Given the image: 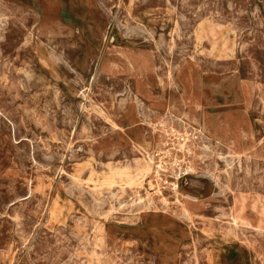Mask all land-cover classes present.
Masks as SVG:
<instances>
[{
    "label": "rangeland",
    "instance_id": "374dc122",
    "mask_svg": "<svg viewBox=\"0 0 264 264\" xmlns=\"http://www.w3.org/2000/svg\"><path fill=\"white\" fill-rule=\"evenodd\" d=\"M261 97L264 0H0V264H264Z\"/></svg>",
    "mask_w": 264,
    "mask_h": 264
},
{
    "label": "bare ground",
    "instance_id": "6f19581e",
    "mask_svg": "<svg viewBox=\"0 0 264 264\" xmlns=\"http://www.w3.org/2000/svg\"><path fill=\"white\" fill-rule=\"evenodd\" d=\"M135 27V26H134ZM140 27V26H139ZM138 27V28H139ZM145 28V27H144ZM135 29V28H134ZM145 30V29H144ZM141 32H143V31H141ZM261 100H262V103H263V106H264V98L263 97H261ZM81 107V106H80ZM141 109V108H140ZM143 113V112H142ZM145 120V119H144ZM14 121V120H13ZM198 133V132H197ZM12 134H13V132H12ZM199 135V134H198ZM197 135V136H198ZM14 136V135H13ZM61 136V135H60ZM193 138V137H192ZM235 139V138H234ZM63 140V139H62ZM184 140V139H183ZM236 140V139H235ZM64 141V140H63ZM185 141H186V139H185ZM199 142V141H198ZM235 142V141H234ZM68 143V142H67ZM70 143V142H69ZM178 143H179V146H180V148H182V150L184 149V147H185V142H179L178 141ZM187 144V143H186ZM201 144V143H200ZM232 144V143H231ZM230 144V145H231ZM68 145V144H67ZM233 145H234V143H233ZM236 145V144H235ZM31 146V145H30ZM210 147V146H209ZM229 147V146H228ZM201 148V147H200ZM208 148V147H207ZM233 148V147H232ZM31 149V148H30ZM247 149V148H246ZM204 150V149H203ZM240 150V149H239ZM243 150V149H242ZM242 150H241V152H242ZM32 152H33V150H32ZM212 152V151H211ZM231 152V151H230ZM236 152H238V151H236ZM240 152V151H239ZM243 152H245V151H243ZM167 153V152H166ZM51 154V153H50ZM31 155H33V154H31ZM45 155V154H44ZM54 155V154H53ZM149 156V158L151 159V160H154V157L153 156H151V155H148ZM55 157V156H54ZM47 158V157H46ZM49 158V157H48ZM47 158V159H48ZM51 158V157H50ZM49 158V159H50ZM160 162L162 161V157H160ZM84 161V160H83ZM50 162V161H49ZM153 162V161H152ZM77 163V162H76ZM79 165V164H78ZM158 167L159 168H161L162 167V165H161V163H159L158 164ZM89 171V170H88ZM104 171V170H103ZM207 171V170H206ZM83 172V171H82ZM113 172V171H112ZM210 172V171H209ZM100 174H102V173H100ZM93 178V177H92ZM95 178V177H94ZM73 179V178H72ZM72 181V180H71ZM73 182V181H72ZM174 186H175V183H174ZM77 187V186H76ZM104 187V186H103ZM124 187V186H123ZM176 187V186H175ZM73 188V187H72ZM81 189H82V187H81ZM77 190V189H76ZM29 191V190H28ZM114 192H116V190L114 191ZM138 192V191H137ZM29 193V192H28ZM77 193V192H76ZM107 193V192H106ZM71 194V193H70ZM90 194V193H89ZM108 194V193H107ZM147 195V194H146ZM129 196V195H128ZM114 197V196H113ZM147 197V196H146ZM105 198V197H104ZM114 199V198H113ZM118 200V199H117ZM142 200V199H141ZM102 201V200H101ZM107 201V200H106ZM99 202V201H98ZM117 202V201H116ZM140 202V201H139ZM93 203V202H92ZM119 203V202H118ZM239 204H238V206H240L239 207V211H241V209H242V201H239L238 202ZM106 204V203H105ZM132 204V203H131ZM135 204V203H134ZM104 205V204H103ZM124 205H125V203H124ZM123 205V206H124ZM50 206H52V205H50ZM56 206V205H55ZM118 207H120V206H118ZM101 208V207H100ZM124 208V207H123ZM50 209V208H49ZM119 210V209H118ZM130 210V209H129ZM45 211V210H44ZM114 211V210H113ZM111 212V211H110ZM61 214V213H60ZM54 215H55V213H54ZM184 215V214H183ZM56 217V216H55ZM58 217V216H57ZM237 219H241V220H244V217L242 216V215H238V213H237V211H236V215L234 216V218H233V222H237ZM247 223V222H246ZM48 224V223H47ZM46 224V225H47ZM247 224H249V223H247ZM249 225H251V224H249ZM251 226H255V225H251ZM258 226V225H257ZM34 227V226H33ZM38 228V227H37ZM53 228V227H52ZM99 239V238H98ZM93 240V239H92ZM97 241V240H96ZM70 261V260H69ZM74 264V263H73Z\"/></svg>",
    "mask_w": 264,
    "mask_h": 264
}]
</instances>
